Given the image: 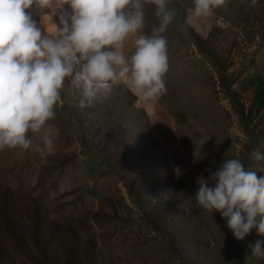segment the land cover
I'll return each instance as SVG.
<instances>
[{"label":"rangeland","instance_id":"rangeland-1","mask_svg":"<svg viewBox=\"0 0 264 264\" xmlns=\"http://www.w3.org/2000/svg\"><path fill=\"white\" fill-rule=\"evenodd\" d=\"M168 7L164 95L117 84L81 108L66 78L30 147L0 149V264H264L249 247L264 235L236 240L194 198L196 178L227 158L264 177V0H226L209 18L193 0ZM26 11L44 34L60 26L55 0ZM145 16L151 35L155 7Z\"/></svg>","mask_w":264,"mask_h":264},{"label":"clouds","instance_id":"clouds-1","mask_svg":"<svg viewBox=\"0 0 264 264\" xmlns=\"http://www.w3.org/2000/svg\"><path fill=\"white\" fill-rule=\"evenodd\" d=\"M52 3L0 0V149L30 147L28 132L40 131L54 118L66 78L79 90L81 108L92 107L102 92L117 84L145 101L167 91L168 51L162 33L174 19L168 0H55L60 26L49 35L26 10L48 9ZM193 3L194 17L209 18L226 0ZM146 6L155 7L158 20L151 35L143 34ZM185 23L195 27L192 17ZM129 37H135L134 51L127 55ZM253 155L264 160L259 151ZM206 171L208 178H196L197 206L219 211L236 240L253 228L264 235V177L247 170L238 158H227L214 172ZM175 173L177 178L183 175L178 166ZM262 245V240L249 245L253 256L264 258Z\"/></svg>","mask_w":264,"mask_h":264}]
</instances>
